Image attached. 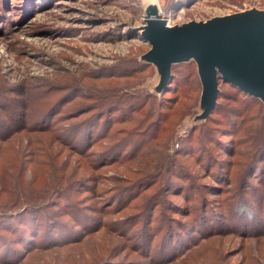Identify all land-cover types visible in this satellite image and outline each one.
I'll return each mask as SVG.
<instances>
[{
	"label": "rangeland",
	"instance_id": "rangeland-1",
	"mask_svg": "<svg viewBox=\"0 0 264 264\" xmlns=\"http://www.w3.org/2000/svg\"><path fill=\"white\" fill-rule=\"evenodd\" d=\"M150 3L0 0V121L8 107L17 126L28 117L48 131L0 142V224L37 233L42 250L29 264H157L179 245L171 264H264V226L194 232L229 225L230 213L238 226L264 214V105L220 81L197 120L192 63L173 65L157 91L158 74L140 61ZM156 4L169 26L264 9V0Z\"/></svg>",
	"mask_w": 264,
	"mask_h": 264
},
{
	"label": "water",
	"instance_id": "water-1",
	"mask_svg": "<svg viewBox=\"0 0 264 264\" xmlns=\"http://www.w3.org/2000/svg\"><path fill=\"white\" fill-rule=\"evenodd\" d=\"M143 21L141 38L150 48L140 61L158 74L157 91L168 83L173 65L195 64L201 86L197 120L215 106L219 79L264 105V9L168 26L157 6L149 4Z\"/></svg>",
	"mask_w": 264,
	"mask_h": 264
},
{
	"label": "trees",
	"instance_id": "trees-1",
	"mask_svg": "<svg viewBox=\"0 0 264 264\" xmlns=\"http://www.w3.org/2000/svg\"><path fill=\"white\" fill-rule=\"evenodd\" d=\"M1 4H2V8H4V9L9 8V3L7 1H4ZM30 5L32 6V4H30ZM15 13H17L18 18L22 16V14L21 13L19 14L18 11H15ZM189 63L194 64L193 62H189ZM146 65H148V64H146ZM220 81L228 83L232 88H234L235 90H238L244 94V92H242L235 85L229 83L228 81H224L222 79H219L218 82H220ZM168 87H170V86H168ZM252 98H254V97H252ZM254 99L258 100L257 98H254ZM13 109H16V107H13ZM8 110H9V108L6 107L3 110V112L1 113L3 116H7V118H8L6 121H4V123H2V121H0V131L5 130V131H2L3 133H0V142L3 143V145L10 142L11 139H13V137H15L16 135H19L22 133L43 134V133L48 132L44 126H41L40 127L41 129H36L39 127L31 128L30 126H27L25 124L24 120H26L28 117H24V120L21 121V125L17 126L18 120L14 117V115H11V116L6 115V112ZM23 112H24V110L23 111L20 110V114H22ZM78 116H79V113H78V115L71 117V118L75 119ZM15 150H16V153L19 152L17 149H15ZM209 216H213V215H209ZM208 217L205 218V220L204 219L202 220L203 224L215 222L214 219L208 218ZM228 218H229L228 221L231 222L229 225L222 221L214 229L211 228V227H213L211 225L209 227L203 226V227H197L199 229L196 228V230L194 232H196L197 234L200 233V234H204V236H208V235L212 234L213 232L215 233L216 230L221 231V230H230L231 229V230L236 231V232H241L243 230V231H245L246 234H253V230L258 231L262 226H264V214L256 215L252 221H248L247 219H244V223H242L241 226H238L235 224L236 222H233V221L241 219L240 216H236V215H233V213H230ZM209 220H211V221H209ZM188 228H190V227H188ZM205 228H209V229H205ZM1 231L7 232V235H11V236H14L16 234L15 235L16 237L8 238V237H6V235L2 234ZM27 233L28 232H26L23 229L21 230V232H20V230L15 229L14 223H11L10 221H7L6 223L0 224V264H29V262L25 260L27 254L32 253V252L37 251V250H42V249H40V246L36 247L38 245H33V238H35L37 236L36 235L37 233L31 232L30 233L31 236L28 239H27ZM195 236L196 235H192V237L189 236L190 241L187 244L185 243V241H183V243L186 245L190 244L191 239L195 238ZM22 239H24L25 242L22 241ZM54 242H59V241H54ZM17 244H20L19 248H16L13 246V245H17ZM183 246H185V245H183ZM183 246L179 245L177 249L173 247V250H171V252L169 249L168 252H170V253H167V252L164 253L163 251H161L165 255H163V257L161 258L160 261H158L159 263H157V264H171L174 261V258H175L174 255L176 253H182L185 250ZM54 247H57V246H54ZM60 247H62V246H60ZM60 247H58V248H60ZM46 251H48V250H46Z\"/></svg>",
	"mask_w": 264,
	"mask_h": 264
},
{
	"label": "bare ground",
	"instance_id": "bare-ground-1",
	"mask_svg": "<svg viewBox=\"0 0 264 264\" xmlns=\"http://www.w3.org/2000/svg\"><path fill=\"white\" fill-rule=\"evenodd\" d=\"M145 1H150V2H153V3H150V4H152V5H158V4H156L157 3V0H145Z\"/></svg>",
	"mask_w": 264,
	"mask_h": 264
},
{
	"label": "built area",
	"instance_id": "built-area-1",
	"mask_svg": "<svg viewBox=\"0 0 264 264\" xmlns=\"http://www.w3.org/2000/svg\"><path fill=\"white\" fill-rule=\"evenodd\" d=\"M165 20H167V19H165ZM169 26V25H168Z\"/></svg>",
	"mask_w": 264,
	"mask_h": 264
}]
</instances>
